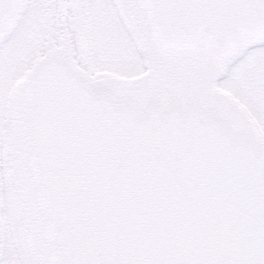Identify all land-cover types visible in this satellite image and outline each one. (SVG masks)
<instances>
[{
  "label": "snow or ice",
  "instance_id": "6c2138e0",
  "mask_svg": "<svg viewBox=\"0 0 264 264\" xmlns=\"http://www.w3.org/2000/svg\"><path fill=\"white\" fill-rule=\"evenodd\" d=\"M0 264H264V0H0Z\"/></svg>",
  "mask_w": 264,
  "mask_h": 264
}]
</instances>
